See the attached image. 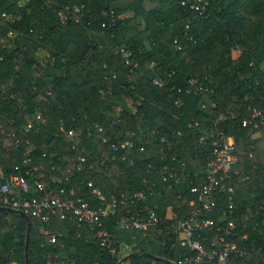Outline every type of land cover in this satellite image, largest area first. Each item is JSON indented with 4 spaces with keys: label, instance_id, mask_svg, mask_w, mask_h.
I'll return each mask as SVG.
<instances>
[{
    "label": "trees",
    "instance_id": "trees-1",
    "mask_svg": "<svg viewBox=\"0 0 264 264\" xmlns=\"http://www.w3.org/2000/svg\"><path fill=\"white\" fill-rule=\"evenodd\" d=\"M263 64L264 0H0V182L10 173L42 175L92 208L101 204L93 188L105 201L117 198L104 221L115 254L97 228L0 207V264H26L28 223L29 264H116L131 252L121 264H179L194 250L180 244L172 223L196 212L190 188L202 182L218 134L233 139L238 156L225 180L232 191L214 193L216 208L197 215L214 224L192 237L205 249L218 242L232 201L237 224L224 240L245 250L232 260L264 264V128L251 133L241 123L248 105L264 107ZM12 129L19 145L10 149L2 130ZM68 129L81 130L75 148ZM145 205L155 224L115 226L121 215L145 218ZM120 243L128 245L122 254Z\"/></svg>",
    "mask_w": 264,
    "mask_h": 264
},
{
    "label": "built area",
    "instance_id": "built-area-1",
    "mask_svg": "<svg viewBox=\"0 0 264 264\" xmlns=\"http://www.w3.org/2000/svg\"><path fill=\"white\" fill-rule=\"evenodd\" d=\"M194 8L199 9V5H195ZM199 12L201 13L202 9ZM154 81L157 82V80ZM247 110L250 116L242 118V126L248 132L259 133L264 128V107L248 105ZM230 113L232 114V112ZM36 117H40V114H37ZM220 118H222L221 114L217 119ZM94 126L99 131H102L101 126L96 124ZM31 127L32 122L27 121L26 128ZM2 134L5 147L10 149L18 147L19 138L16 136L15 130H2ZM63 135L66 139L71 140L72 148L77 147L81 141V130H64ZM205 139V136L201 135L199 141H205ZM101 140L102 142H108V137L103 135L101 136ZM118 143L110 141L109 145L111 148H116L118 145L123 147L128 142L123 141ZM30 149L29 147L26 150L24 161H29ZM84 152H86L85 148L81 147L76 156L75 168L78 170L82 169L85 165ZM212 155L213 157L205 164L202 182L190 188L192 192L197 194L199 205L196 212L185 218H176L172 223V229L177 233V239L180 244L187 246L190 250H194L192 256L185 257L182 262H178L179 264H196L206 261L214 262L215 264H236L232 260L231 255L237 253L241 256L245 253V250L239 249L234 241L227 242L224 240V234H231L237 224L236 219L232 216V201L228 204V210L223 212L227 216L226 223L217 225L216 227V230L220 233L218 242H213L208 249H205L199 240L192 237L197 226L201 227L214 224L213 219L197 218L199 212L212 211L216 208L217 200L214 193L232 191V186L226 184L225 180L230 178L231 171L238 160L233 139L230 136L213 135ZM26 173L28 172L26 171ZM168 176L174 182L179 181L175 172L169 173ZM162 178L166 180L167 176L164 175ZM87 184L92 186L91 181ZM93 191L101 202L95 208L90 207L89 203L82 197L73 195V190L66 192L63 187L56 189L51 186L49 181L42 177V175H38V177H34L29 181L24 174L10 173L4 181L0 182V207H9L26 214L30 213L44 222H48L52 216H57L62 219L68 218L77 223H83L91 229L97 228V235L102 239V243H105L110 249V252L115 254L117 253V248L109 241V234L104 225V221H107L110 214L116 209L117 198L112 197L111 201L108 202L105 201L99 189L93 188ZM136 195L141 198L145 197L142 192ZM190 203H192V200ZM145 211L146 217L141 219L121 215L115 226L118 228L146 229L148 226L155 224L158 217L155 210L151 207L145 205ZM227 214H229V217ZM58 235H61V233L51 234L49 241L54 242ZM127 246L125 243H120L119 249L125 250Z\"/></svg>",
    "mask_w": 264,
    "mask_h": 264
},
{
    "label": "water",
    "instance_id": "water-1",
    "mask_svg": "<svg viewBox=\"0 0 264 264\" xmlns=\"http://www.w3.org/2000/svg\"><path fill=\"white\" fill-rule=\"evenodd\" d=\"M7 208L8 210H11V211H18L20 212L23 216H25V218H27V220H29L28 216L26 213L22 212V211H19V210H14L12 208H9V207H5ZM29 229H30V225L28 223V227H27V238H26V242H25V257H26V264H29L28 263V259H27V246H28V234H29ZM135 253L134 252H131L129 254H126L124 255L123 257H121L116 264H121L123 261H125L126 259H128L129 257H131L132 255H134ZM149 255H152V256H155L153 254H150V253H147ZM196 264H215L214 262H209V261H206V262H200V263H196Z\"/></svg>",
    "mask_w": 264,
    "mask_h": 264
},
{
    "label": "rangeland",
    "instance_id": "rangeland-1",
    "mask_svg": "<svg viewBox=\"0 0 264 264\" xmlns=\"http://www.w3.org/2000/svg\"><path fill=\"white\" fill-rule=\"evenodd\" d=\"M237 54V52H234V55ZM36 58L43 63L45 66H48L51 64V57L49 56V54L44 51V50H38L36 52ZM263 70H264V64H263ZM124 251L127 250H120L119 252L122 254Z\"/></svg>",
    "mask_w": 264,
    "mask_h": 264
},
{
    "label": "crops",
    "instance_id": "crops-1",
    "mask_svg": "<svg viewBox=\"0 0 264 264\" xmlns=\"http://www.w3.org/2000/svg\"><path fill=\"white\" fill-rule=\"evenodd\" d=\"M166 214H167V216H170L171 215L169 210L166 211ZM172 215H173V217H177V215L174 214V213Z\"/></svg>",
    "mask_w": 264,
    "mask_h": 264
}]
</instances>
